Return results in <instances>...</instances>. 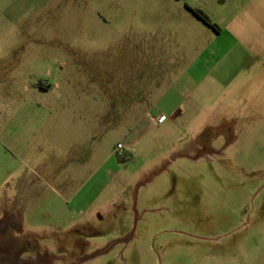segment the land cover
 I'll use <instances>...</instances> for the list:
<instances>
[{
  "label": "rangeland",
  "instance_id": "obj_1",
  "mask_svg": "<svg viewBox=\"0 0 264 264\" xmlns=\"http://www.w3.org/2000/svg\"><path fill=\"white\" fill-rule=\"evenodd\" d=\"M218 1L0 0V131L59 134L0 155V264H264V93L158 104Z\"/></svg>",
  "mask_w": 264,
  "mask_h": 264
},
{
  "label": "crops",
  "instance_id": "obj_2",
  "mask_svg": "<svg viewBox=\"0 0 264 264\" xmlns=\"http://www.w3.org/2000/svg\"><path fill=\"white\" fill-rule=\"evenodd\" d=\"M187 5L200 9L195 3L186 2V8ZM215 6L219 10L214 14L201 9L220 27L219 32L198 19L206 26L207 46L203 53L187 64L178 79L167 88L159 100L158 104L169 113L178 109L182 96L195 90L198 94L212 92L223 104L231 97L239 98L248 94L264 93V0L218 1L215 2ZM187 10L190 12L188 8ZM134 61L137 62L136 55ZM178 63V58L172 59L173 65ZM137 67L141 69L140 61ZM116 71L118 72V68L112 76H117ZM49 88L50 85L48 90ZM226 105V108L220 109L219 112L225 113L224 110L229 109L228 104ZM260 107L264 109V105ZM8 113L9 111L4 109L0 112V116H7ZM223 121L227 122V119L223 120L221 114L219 122ZM53 123L52 127L49 125L48 127L56 129V123ZM57 123L60 124L59 121ZM46 124L47 122L42 121L28 122L21 127L17 125V129L7 124L1 127L0 155H16L24 159L27 157L30 159V156L37 159L39 155H47V141L52 138L55 149L59 134L51 137L48 132L47 135ZM8 128L17 131L16 137H8ZM52 155H56L55 150ZM57 155H60V152ZM24 163V174L22 178H18V186L25 191H31L36 188L38 181H35V174L30 173L28 162Z\"/></svg>",
  "mask_w": 264,
  "mask_h": 264
},
{
  "label": "trees",
  "instance_id": "obj_3",
  "mask_svg": "<svg viewBox=\"0 0 264 264\" xmlns=\"http://www.w3.org/2000/svg\"><path fill=\"white\" fill-rule=\"evenodd\" d=\"M187 8L190 10V12L198 18L200 21H202L204 24H206L208 27L212 28L214 31L219 32L220 27L211 21L209 16L201 9L199 8H194L191 6L187 5ZM119 155V154H118ZM119 160H123V157L118 156Z\"/></svg>",
  "mask_w": 264,
  "mask_h": 264
},
{
  "label": "flooded vegetation",
  "instance_id": "obj_4",
  "mask_svg": "<svg viewBox=\"0 0 264 264\" xmlns=\"http://www.w3.org/2000/svg\"><path fill=\"white\" fill-rule=\"evenodd\" d=\"M37 87H39V88H42V89H47L48 88V86L47 85H44V84H38V86ZM120 89V88H119ZM118 89V90H119Z\"/></svg>",
  "mask_w": 264,
  "mask_h": 264
},
{
  "label": "built area",
  "instance_id": "obj_5",
  "mask_svg": "<svg viewBox=\"0 0 264 264\" xmlns=\"http://www.w3.org/2000/svg\"><path fill=\"white\" fill-rule=\"evenodd\" d=\"M117 148L119 149V151H122L124 149V146L121 143H119Z\"/></svg>",
  "mask_w": 264,
  "mask_h": 264
}]
</instances>
